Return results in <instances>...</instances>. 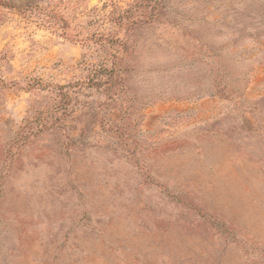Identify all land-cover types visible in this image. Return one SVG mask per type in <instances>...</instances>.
<instances>
[{
    "label": "rangeland",
    "instance_id": "1",
    "mask_svg": "<svg viewBox=\"0 0 264 264\" xmlns=\"http://www.w3.org/2000/svg\"><path fill=\"white\" fill-rule=\"evenodd\" d=\"M140 3L0 0V264H264V0H160L91 83Z\"/></svg>",
    "mask_w": 264,
    "mask_h": 264
},
{
    "label": "trees",
    "instance_id": "2",
    "mask_svg": "<svg viewBox=\"0 0 264 264\" xmlns=\"http://www.w3.org/2000/svg\"><path fill=\"white\" fill-rule=\"evenodd\" d=\"M160 0H141V3L132 8L131 10L120 11L118 15L111 12L106 15L105 20L110 22L112 26H115L119 32H124L125 39H121L117 34L112 36H105L100 33H89L88 36L82 42L89 44L91 41H95L97 44H101L107 50L100 55L98 64L92 68V75L90 76V82L98 85H109L116 83L125 74L126 70L124 65L126 64L125 56L128 54L129 46L128 39L132 33H135L138 27L148 24V22H154L162 14V8L158 5ZM156 5L159 7H156ZM150 8V13H148ZM28 9V6L24 8V11ZM144 10L147 16L145 20L132 18L134 11ZM264 16V9H263ZM93 38V39H92ZM39 84V83H38Z\"/></svg>",
    "mask_w": 264,
    "mask_h": 264
}]
</instances>
